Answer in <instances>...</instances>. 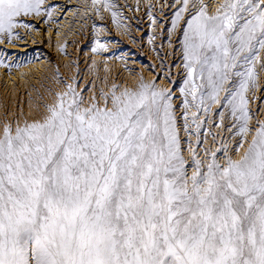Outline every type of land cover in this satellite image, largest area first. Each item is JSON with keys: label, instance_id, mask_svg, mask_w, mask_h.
Masks as SVG:
<instances>
[{"label": "snow or ice", "instance_id": "6c2138e0", "mask_svg": "<svg viewBox=\"0 0 264 264\" xmlns=\"http://www.w3.org/2000/svg\"><path fill=\"white\" fill-rule=\"evenodd\" d=\"M102 7L119 22L109 0ZM170 7L184 130L191 117L199 136L200 113L219 105L235 147L202 159L189 141V173L171 89L141 76L86 102L65 81L44 111L0 121V264H264V120L251 125L248 107L264 66V0ZM52 14L45 0H0V40ZM105 47L97 39L93 51ZM22 66L0 56L9 74Z\"/></svg>", "mask_w": 264, "mask_h": 264}, {"label": "rangeland", "instance_id": "374dc122", "mask_svg": "<svg viewBox=\"0 0 264 264\" xmlns=\"http://www.w3.org/2000/svg\"><path fill=\"white\" fill-rule=\"evenodd\" d=\"M87 1L84 4L82 0H45L53 12L51 20L43 15L27 17L33 28L19 29L20 37L13 43L0 40V56L23 64L11 74L7 68L0 67V121L4 120L5 113L8 119L14 120L17 116L23 119L25 115L44 111V101L52 102L55 93L65 89V81L76 85L88 102L93 96L102 100V93L110 92L113 84L121 88L135 87L143 76L173 92L189 173L193 171L189 141L202 159H207L206 150L216 151L222 159V144L229 149L235 147L234 142L239 139L232 127L235 121L226 112L224 122L220 123L219 105H214L210 113H200L199 136L191 117L189 130H184V94L180 88L186 71L181 36L170 31L172 0H109L119 14V22L114 20L112 11L102 7L103 0L99 5H94L93 0ZM97 39L106 47L93 51ZM261 55L264 58V53ZM256 71L257 87L248 92L253 126H258V120H264V66L257 63Z\"/></svg>", "mask_w": 264, "mask_h": 264}, {"label": "bare ground", "instance_id": "6f19581e", "mask_svg": "<svg viewBox=\"0 0 264 264\" xmlns=\"http://www.w3.org/2000/svg\"><path fill=\"white\" fill-rule=\"evenodd\" d=\"M82 1H83L84 4H85L87 0H86V1H85V0H82ZM87 2H88V1H87ZM217 2H218V0H213L211 3H212V4H215V3H217ZM87 4H89V3H87ZM84 7H85V6H84ZM71 10H73V9H70V11H71ZM21 73H23V72H21ZM21 75H22V74H21Z\"/></svg>", "mask_w": 264, "mask_h": 264}]
</instances>
